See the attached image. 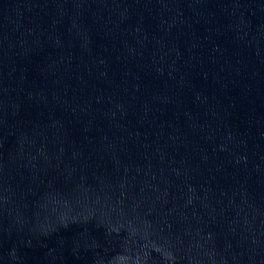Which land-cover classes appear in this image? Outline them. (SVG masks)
Segmentation results:
<instances>
[{
    "label": "water",
    "instance_id": "water-1",
    "mask_svg": "<svg viewBox=\"0 0 264 264\" xmlns=\"http://www.w3.org/2000/svg\"><path fill=\"white\" fill-rule=\"evenodd\" d=\"M0 264H264V0H0Z\"/></svg>",
    "mask_w": 264,
    "mask_h": 264
}]
</instances>
